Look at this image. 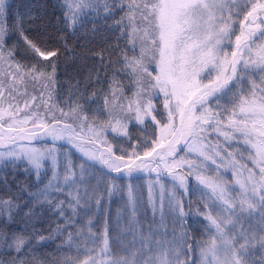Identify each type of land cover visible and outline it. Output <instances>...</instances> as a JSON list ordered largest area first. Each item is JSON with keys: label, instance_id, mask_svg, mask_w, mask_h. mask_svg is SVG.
Wrapping results in <instances>:
<instances>
[{"label": "trees", "instance_id": "obj_1", "mask_svg": "<svg viewBox=\"0 0 264 264\" xmlns=\"http://www.w3.org/2000/svg\"><path fill=\"white\" fill-rule=\"evenodd\" d=\"M118 1L97 0L95 6L72 14L65 0H7L0 43V68L7 59L6 86L15 99L0 93V123L13 130H40L49 129L54 120L65 121L66 135L106 145L111 152L104 161L116 171L121 166L132 168L135 157L156 146L172 150L181 140L177 112L171 110L166 95L156 94L151 106L138 103L134 95L135 53L125 25L129 14ZM261 16L259 21L264 20ZM224 46L234 50L232 41ZM246 62L235 63L234 78L219 94L191 104L184 124L188 133L251 168L245 144L237 137L216 134L254 111L264 114L261 73H254ZM20 98L29 99L27 108L18 107ZM123 101L133 110L128 111ZM202 104L209 112L203 124ZM66 135L58 128L51 137L30 144L39 147L47 142L66 155L56 170L34 152L31 162L27 158L0 164V264H77L94 256L105 242L108 256L120 258L125 256L124 233L137 230L163 236L176 222L183 227L187 251H193L194 242L201 247L209 243L205 217L210 201L191 174L176 165L177 156L161 152L139 161L135 171L107 172L96 156L88 161L74 151L89 147L97 152L94 145L79 146ZM0 138L7 155L18 149L17 144H26L1 134ZM202 168L221 185L224 179L230 181L224 171L206 164ZM168 189L176 197L172 204L181 208L180 221L171 203L165 205ZM43 190L51 197L44 203L39 197ZM4 203L14 206L8 215ZM57 203L67 206L59 208ZM224 254L230 257L231 250Z\"/></svg>", "mask_w": 264, "mask_h": 264}, {"label": "rangeland", "instance_id": "obj_2", "mask_svg": "<svg viewBox=\"0 0 264 264\" xmlns=\"http://www.w3.org/2000/svg\"><path fill=\"white\" fill-rule=\"evenodd\" d=\"M252 1L256 2L257 13L264 14V0H236L240 5H252ZM6 2L0 0V11ZM65 3L70 13L74 14L80 9L95 6L97 0H65ZM117 3L125 5L129 14L125 25L131 36L130 47L138 51V59H132L131 70L137 82V92H141L140 98L137 95L139 103H148L156 94L163 93L170 102L171 110L177 112L178 119L187 100L196 98L201 88L217 87L229 78L231 51L227 52L226 46L223 47L222 38L228 35L226 25L233 26L234 21L231 22L229 18L231 7L227 0H119ZM245 29L251 34V39L244 42L241 48L246 55L235 62L247 61L246 67H254V73L260 72L259 81H262L264 87V20L246 25ZM229 32L225 38L228 39L226 43L232 39L234 50L237 40L248 37L244 32L240 38L233 36L230 29ZM209 35L217 38L208 39ZM38 54L48 56L41 51ZM4 61L1 57V62ZM6 63L0 68V93L3 98L15 101L8 94L9 88L6 86L9 77ZM19 102L21 104L18 107L22 108L28 106L29 99L20 98ZM122 103L128 111L133 110V105L129 106L127 101ZM200 106L203 113L199 120L202 123L204 115H209V112L206 104ZM258 106L263 109L261 104ZM232 117L237 122L238 118ZM241 119L243 122H237L232 128H221L216 134L225 139L237 137L240 143L245 144L248 152L245 159L251 168L239 160L224 156L220 147L198 139L190 132H187L188 139L183 152L176 157V165L191 174L198 189L210 201L205 217L208 224V230L205 231L211 238L209 243L201 247L200 242H194L193 251H187L183 227L175 220L176 225L163 236L155 232L151 236L150 233L143 235L137 230L124 233L122 250L125 256H108L105 242L101 249L95 250L94 256L82 259L77 264H264V114L254 111L251 116H243ZM72 129L75 132L77 130L75 125ZM0 144L6 145L1 138ZM74 151L88 161H92L98 153L89 147L82 150L77 147ZM33 152L36 157L49 161L54 170L66 157L47 142L39 147L20 143L18 149L10 151L8 155L0 148V164L27 158L29 162ZM203 164L224 171L223 174L230 181L224 179L221 185L211 179L205 175ZM167 192L165 205L171 203L179 220L182 216L181 208L177 203L172 204L176 197L171 189ZM39 197L43 203L51 198L45 190L39 193ZM56 206L61 208L67 204L57 203ZM12 208L14 206L11 203H4L7 215ZM226 249L231 250L230 257L223 255Z\"/></svg>", "mask_w": 264, "mask_h": 264}, {"label": "water", "instance_id": "obj_3", "mask_svg": "<svg viewBox=\"0 0 264 264\" xmlns=\"http://www.w3.org/2000/svg\"><path fill=\"white\" fill-rule=\"evenodd\" d=\"M226 85V83H223L219 86L218 88V91L220 89H222V87H224ZM191 102H193V100H190ZM188 104H186L187 106ZM185 106V108H186ZM186 114V110L184 111V116ZM59 122H53L52 125H51V129L52 132H49V131H44V130H41V131H29V132H25V131H18V133H13L12 131H9V130H5L4 128H1L0 129V132L6 137V138H21L23 139L24 141L26 142H39V140L41 139V136H51L55 130V127L56 125L58 124ZM61 127L62 129L64 130L65 128V124H61ZM183 126H182V131H183ZM183 135V139L185 140L187 135H185L184 133H182ZM76 143L80 144V145H84L85 144V141H79V140H75ZM181 144L180 143H177L175 146H173L174 148V153L176 152L177 150V147L176 146H180ZM99 154H98V159L99 161L101 162L102 165H104V161H103V156L104 154H108L109 153V150H107L105 147H102V146H99ZM164 150L163 147H159V148H156L154 149V151L150 154V155H143L141 157H138V159H149V158H152L156 155V153L160 152ZM166 154H169V152H166ZM136 162H137V159H135Z\"/></svg>", "mask_w": 264, "mask_h": 264}]
</instances>
